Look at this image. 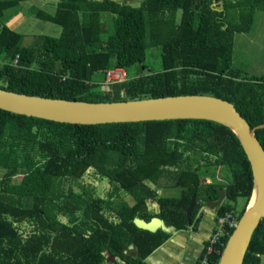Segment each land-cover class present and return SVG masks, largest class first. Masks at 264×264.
I'll use <instances>...</instances> for the list:
<instances>
[{
    "label": "trees",
    "instance_id": "obj_1",
    "mask_svg": "<svg viewBox=\"0 0 264 264\" xmlns=\"http://www.w3.org/2000/svg\"><path fill=\"white\" fill-rule=\"evenodd\" d=\"M22 1L0 0V88L85 101L209 95L232 102L251 127L264 122V74L243 78L233 63L235 34L249 29L264 0H142L135 7L56 0L53 13L34 5L28 13L58 24L60 34H42L28 44L3 20ZM100 12L112 14L113 31L105 38ZM151 46L160 49V65L144 72ZM114 66L128 78L101 89L94 74ZM131 66H137L133 76ZM255 136L264 149V127ZM90 168L114 191L96 195L83 181ZM216 171L225 182L215 181ZM160 179L180 193L158 195ZM251 188L237 137L211 120L78 124L0 108V264H120L115 255L125 264H145L169 234L140 228L134 217L156 216L185 228L191 195L196 193L192 220L199 193L212 199L220 190L224 201L216 214L230 210L240 217ZM148 200L157 203V212L148 209ZM262 255L264 217L242 264H263Z\"/></svg>",
    "mask_w": 264,
    "mask_h": 264
},
{
    "label": "water",
    "instance_id": "obj_2",
    "mask_svg": "<svg viewBox=\"0 0 264 264\" xmlns=\"http://www.w3.org/2000/svg\"><path fill=\"white\" fill-rule=\"evenodd\" d=\"M0 108L17 114L78 124L197 118L226 126L237 137L249 162L252 188L247 205L224 242L216 264L243 263L252 233L264 217V149L255 136V129L264 127V122L251 127L232 102L209 95L85 101L38 96L0 88ZM195 198L196 193H193L185 207L188 225L191 223ZM133 221L138 227L150 231L158 228L169 231L164 220L156 216L148 221L134 217ZM102 253L106 259H110L108 250ZM112 260L124 264L118 255L113 256Z\"/></svg>",
    "mask_w": 264,
    "mask_h": 264
},
{
    "label": "rangeland",
    "instance_id": "obj_3",
    "mask_svg": "<svg viewBox=\"0 0 264 264\" xmlns=\"http://www.w3.org/2000/svg\"><path fill=\"white\" fill-rule=\"evenodd\" d=\"M32 1L35 4H47V6H40L38 8L43 9L48 13H53L55 11L54 5L52 6L49 4L52 0ZM118 1L127 3L135 7L139 6L142 0ZM31 5L32 4L30 0L20 2L19 6L9 8L5 11L3 20H5V23H7L10 20V14H14L19 10V12L16 13V17L18 18V20L15 22L14 20H12V26L13 29L24 34V44L32 43L38 40L39 36L42 34H47L49 36H58L61 32V27L58 24H53L34 18L28 13V7ZM19 13L20 16L18 15ZM100 20L103 24V32L101 36L105 38L113 31L112 14L109 12H100ZM233 63L234 66L240 70L241 76L243 78L258 77L264 74V10H256L253 22L247 31L240 33L236 32ZM145 64L147 65V68L144 69V72H148V70H156L159 67L160 49L158 46H151L147 48ZM135 67L137 66H131L128 68V74L130 76L134 75ZM94 79L99 80L101 83L103 80V74L101 72L94 74ZM100 88L103 87L100 86ZM104 88L107 89L106 86H104ZM83 181L89 187H94V192L96 195L105 197L108 192L114 191L113 185L109 183L106 178L97 175L92 168L88 169V171L84 174ZM146 183L150 186L152 184L147 181ZM161 190L162 191H160L159 194L161 196H176L179 193V187L166 188ZM126 198L127 200H130L129 196ZM240 201L241 199L238 200V202ZM60 218L62 220H65L63 216H60ZM21 229L27 230L28 225L22 224Z\"/></svg>",
    "mask_w": 264,
    "mask_h": 264
},
{
    "label": "crops",
    "instance_id": "obj_4",
    "mask_svg": "<svg viewBox=\"0 0 264 264\" xmlns=\"http://www.w3.org/2000/svg\"><path fill=\"white\" fill-rule=\"evenodd\" d=\"M30 1L34 6H47V4L45 5V3L35 4L32 0ZM55 2L56 0H52L49 4L54 5ZM17 12H19V10L14 14H10L9 16L10 20L7 22V24L11 28H13L12 20H14V22L18 20V18L16 17ZM18 15L20 16V13ZM214 178L218 183L225 182L224 179L220 175H218V171L214 173ZM204 179L205 183H209L211 181V178L209 177H205ZM166 183L167 181L165 180H161L159 182V185H157L158 195L160 194V191H162L161 189L173 188V186L171 187ZM152 184L151 187H155ZM223 201L224 196L222 190H220V196L218 198L212 199L206 198L205 193L200 192L197 199L198 208L196 209L192 217L191 223L189 225L187 224L185 228L180 229L175 228L172 225H167L169 227V231L167 232L169 236L144 259L145 264H194L199 258L200 253L202 252L208 235L212 231L217 208ZM241 203L242 200L238 202V205ZM147 205L148 209L151 212L155 213L158 211V205L155 201L148 200ZM262 263L264 264V255H262ZM106 264L114 263L107 262L106 260Z\"/></svg>",
    "mask_w": 264,
    "mask_h": 264
},
{
    "label": "built area",
    "instance_id": "obj_5",
    "mask_svg": "<svg viewBox=\"0 0 264 264\" xmlns=\"http://www.w3.org/2000/svg\"><path fill=\"white\" fill-rule=\"evenodd\" d=\"M12 62H17V56ZM103 75V80L100 83V86L103 87L101 89H105L104 86L108 89L110 86L120 84L128 78L126 70L121 66L107 68L104 70ZM238 219L237 213L230 210L216 214L212 231L208 235L202 252L194 264H216L223 244L236 226ZM212 256H216L215 262L214 260L212 262Z\"/></svg>",
    "mask_w": 264,
    "mask_h": 264
}]
</instances>
